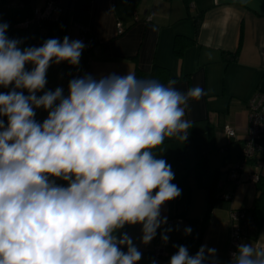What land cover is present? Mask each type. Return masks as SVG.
<instances>
[{
  "label": "clouds",
  "instance_id": "1",
  "mask_svg": "<svg viewBox=\"0 0 264 264\" xmlns=\"http://www.w3.org/2000/svg\"><path fill=\"white\" fill-rule=\"evenodd\" d=\"M8 27L0 22V88L9 89L0 92V264H138L132 238L117 233L140 225L147 245L167 224L161 210L182 190L154 150L165 138L187 139L186 109L204 90L184 93L175 80L165 85L128 71L72 78L67 95L61 87L45 91L48 69L78 66L84 43L65 36L21 47ZM172 230L163 229L164 242ZM174 247L169 264H219L215 248L190 255ZM229 264H264V249L242 242Z\"/></svg>",
  "mask_w": 264,
  "mask_h": 264
},
{
  "label": "crops",
  "instance_id": "2",
  "mask_svg": "<svg viewBox=\"0 0 264 264\" xmlns=\"http://www.w3.org/2000/svg\"><path fill=\"white\" fill-rule=\"evenodd\" d=\"M22 5L0 8V22L7 23V36L23 41L21 47L40 46L50 38L63 41L79 40V25L87 29L95 39L92 48L82 51L78 66L68 63L53 64L47 72L45 91L57 87L68 91L72 78L90 74L96 79L115 73L126 75L138 69L141 79H149L153 63L166 66L177 76L175 88L186 93L189 88L200 86L204 95L190 100L185 119L192 123V134L185 141L172 138L179 160L171 163L166 151L171 147L165 142L154 151L171 165L175 173L172 183L181 195L166 203L161 216L172 220L157 230L156 237L147 245L142 243L140 225H126L117 235L126 232L142 253L138 264H169L178 241L184 239V229L195 219L190 244V255L201 246L216 249L215 259L226 260L231 238V209H245L246 223L242 225L240 243L252 244L264 249V221L258 229L252 220L250 208L259 191L257 185L242 182L234 185L226 180V171L237 163L240 148L246 136L247 103L256 91H264V0H17ZM47 1L57 4L52 19L31 24L27 28L15 24L31 15L34 7ZM150 16L151 20H146ZM137 17V18H136ZM201 17L200 28L195 34V20ZM124 28L117 34V28ZM156 27L158 31H153ZM177 34L194 38L180 57L173 52V40ZM233 60L225 61L224 53H234ZM31 67V66H29ZM39 93L38 95H42ZM27 95V92H25ZM48 113L36 109L42 120ZM229 125L236 137L229 139L225 131ZM189 132V129H188ZM199 136L198 157L188 163L187 143ZM264 145V138L259 140ZM204 154L199 156L200 150ZM207 153L209 154L207 156ZM216 160L210 163V158ZM223 176V177H222ZM219 178L221 187H210ZM56 183L67 186L65 181ZM219 190L214 197V191ZM231 192L230 198L222 194ZM212 196L210 211L205 216ZM171 227L167 242L161 239L164 228ZM163 249L160 257L153 254L154 247ZM185 246V245H183ZM126 251V248H124Z\"/></svg>",
  "mask_w": 264,
  "mask_h": 264
},
{
  "label": "built area",
  "instance_id": "3",
  "mask_svg": "<svg viewBox=\"0 0 264 264\" xmlns=\"http://www.w3.org/2000/svg\"><path fill=\"white\" fill-rule=\"evenodd\" d=\"M22 5L17 0H0V8ZM58 10V6L53 1H47L43 6L34 7L31 15L24 20L17 22L16 27L27 28L31 24L39 25L41 21L52 19ZM137 18V17H136ZM146 20H151L150 16H146ZM80 36L86 49H90L95 44V39L91 37L87 29L79 25ZM124 28L119 26L117 34L123 33ZM35 46V45H33ZM9 89L0 88V92H7ZM247 123L248 128L246 136L240 148V157L237 163L226 171V180L238 185L242 182L256 183L260 176L264 174V146L259 143V140L264 137V92L256 91L247 103ZM227 137L232 139L236 137L235 130L229 125H225ZM224 181L217 178L215 186L221 187ZM223 198H230L231 192L222 194ZM231 221V238L227 252L226 260L219 264H229L232 259V253L237 250L242 236V225L246 223L245 209H231L229 213ZM172 220L168 219L167 223ZM124 250V248H122ZM153 254L155 257H160L163 249L159 246L154 247Z\"/></svg>",
  "mask_w": 264,
  "mask_h": 264
},
{
  "label": "trees",
  "instance_id": "4",
  "mask_svg": "<svg viewBox=\"0 0 264 264\" xmlns=\"http://www.w3.org/2000/svg\"><path fill=\"white\" fill-rule=\"evenodd\" d=\"M200 23H201V17H199L198 19L195 20V23H194L195 34H197V32L200 28ZM194 41H195L194 38L187 37V36L181 35V34H177L173 40V52H174V54L176 56L180 57L182 55L184 49L188 45L193 43ZM236 56H237V51L234 53H231V54L230 53H224L223 59L225 61H229V60L235 59ZM135 75L138 79H141V72L138 69V67L135 69ZM176 78H177V76H173L168 67L157 64V63H153L152 68H151L150 73H149V79H156L159 82L167 85L169 80H174ZM262 92H264V91H262ZM3 119L5 120V123H6L7 118L4 117ZM35 119L40 123L43 122V120L38 118V117H35ZM192 132H193L192 128H190L188 133L192 134ZM262 138H264V137H262ZM165 142H170V144H171V147L166 151L167 160L170 161L171 163H177V161L179 160V157H178V153L176 151V148L173 146L172 138H165V141L163 143H165ZM260 144L262 145V143H260ZM262 146H264V145H262ZM239 157H240V155H239ZM233 166H231V168ZM216 180L214 182V185L210 187L211 193H212L213 187L215 186ZM255 184L257 185L259 193L255 197L253 205L250 208V210L252 212V220L255 222V224L257 225V228L259 229L261 227L262 221H264V174H262L260 176L259 180ZM211 200H212V196L210 195V198L208 201L209 202L208 203L209 204L208 210H207V213L205 214V216L201 219V225H203L205 223L206 219L208 218ZM195 221H196L195 219L190 220L189 227H191L192 232H191V234L187 235L184 239L179 240L178 245H185L186 246V245L190 244V242L192 240L193 231H194Z\"/></svg>",
  "mask_w": 264,
  "mask_h": 264
},
{
  "label": "rangeland",
  "instance_id": "5",
  "mask_svg": "<svg viewBox=\"0 0 264 264\" xmlns=\"http://www.w3.org/2000/svg\"><path fill=\"white\" fill-rule=\"evenodd\" d=\"M197 142H201V138L199 137V136H197V137H193V138H191L189 141H188V143H187V152H186V156H187V160H188V163H194L195 161V158L196 157H198V151L196 150V148H197ZM199 150H200V153H199V156L201 155V154H204L203 153V151H201V149L199 148ZM210 154V153H209ZM208 153H207V156L209 155ZM216 162V160L214 159V158H212V156H211V158H210V163H215ZM223 177V176H222ZM218 191L219 190H216V191H214V197H215V195L217 196V194H218Z\"/></svg>",
  "mask_w": 264,
  "mask_h": 264
}]
</instances>
